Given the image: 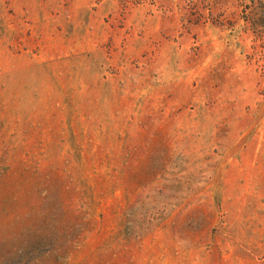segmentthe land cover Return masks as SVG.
<instances>
[{"label":"rangeland","instance_id":"1","mask_svg":"<svg viewBox=\"0 0 264 264\" xmlns=\"http://www.w3.org/2000/svg\"><path fill=\"white\" fill-rule=\"evenodd\" d=\"M0 264H264V0H0Z\"/></svg>","mask_w":264,"mask_h":264}]
</instances>
